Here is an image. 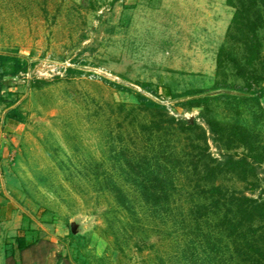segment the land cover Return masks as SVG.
I'll return each mask as SVG.
<instances>
[{
  "label": "rangeland",
  "instance_id": "1",
  "mask_svg": "<svg viewBox=\"0 0 264 264\" xmlns=\"http://www.w3.org/2000/svg\"><path fill=\"white\" fill-rule=\"evenodd\" d=\"M235 12L228 0H0V54L29 63L17 77H0V195L18 201L26 226L39 231L42 222L51 237L29 235L38 240L22 251L28 264H240L217 220L196 212V177L177 160L197 135L143 131L154 114L137 95L204 127L220 160L227 151L208 112L242 123L264 145V21L261 83L248 86L231 63L218 75ZM189 90L200 92L183 96ZM205 96L206 109L188 102ZM138 161L175 185L169 205L146 202L131 183L125 170ZM258 176L221 182L264 197V163ZM5 238L11 250L16 236Z\"/></svg>",
  "mask_w": 264,
  "mask_h": 264
},
{
  "label": "trees",
  "instance_id": "2",
  "mask_svg": "<svg viewBox=\"0 0 264 264\" xmlns=\"http://www.w3.org/2000/svg\"><path fill=\"white\" fill-rule=\"evenodd\" d=\"M228 3L236 12L228 30V43L221 47L218 54V75L226 63H231L237 76L244 79L248 86H251L250 81L261 83L263 77L259 76L258 62L262 59L263 44L259 28L264 21V0H228ZM0 65L3 67L0 73L2 79L17 77L29 69L27 61L11 54H0ZM3 88L4 84L0 82V100ZM199 92L189 90L183 96ZM137 95L141 110L154 114L151 122L142 124L143 131L162 134L173 130L179 135H197L192 138L191 154L177 157L178 161H184L190 167L196 177L195 188L200 194L195 203L196 212L200 217L217 220V227L225 234L229 244L234 245L233 253L240 264H264V197L249 196L221 182L227 176L247 183L258 179V167L264 163L262 142L242 123L223 122L208 112L205 115L206 124L215 142L227 151L225 158L220 160L211 152L208 132L204 127L196 121L172 116L167 106L142 94ZM209 101V96L188 100L192 107L204 106L205 109ZM239 148L243 149L241 155L231 152ZM172 156L165 154L163 157L162 165L168 171L172 170L171 165L174 164ZM132 163L125 172L142 198L162 208L169 205L175 185L170 184L167 174L160 169L151 170L142 166L141 161ZM114 191L118 197L127 198L122 186L115 184ZM123 204H126L125 200ZM29 231L30 235L38 234L34 229ZM70 235H74L73 231ZM37 240L32 238L29 244L19 242L20 253Z\"/></svg>",
  "mask_w": 264,
  "mask_h": 264
},
{
  "label": "crops",
  "instance_id": "3",
  "mask_svg": "<svg viewBox=\"0 0 264 264\" xmlns=\"http://www.w3.org/2000/svg\"><path fill=\"white\" fill-rule=\"evenodd\" d=\"M3 135L0 134V141ZM1 149V148H0ZM5 161L0 158V181L3 179V169ZM3 181V180H2ZM3 191L0 185V193ZM25 211V210H23ZM40 223L39 231L37 232L40 237L44 239H50V235H44L46 230L45 224ZM35 227L26 226L24 220V212L21 214L18 201L15 198H2L0 195V264H28L22 257V253L19 251V242L31 243L32 239H29L30 231ZM16 236L13 248L10 250L7 247L6 238L4 236ZM5 240V241H3ZM30 240V241H29Z\"/></svg>",
  "mask_w": 264,
  "mask_h": 264
},
{
  "label": "water",
  "instance_id": "4",
  "mask_svg": "<svg viewBox=\"0 0 264 264\" xmlns=\"http://www.w3.org/2000/svg\"><path fill=\"white\" fill-rule=\"evenodd\" d=\"M72 231L75 233V224H72Z\"/></svg>",
  "mask_w": 264,
  "mask_h": 264
}]
</instances>
